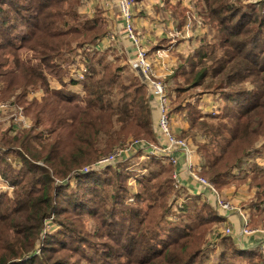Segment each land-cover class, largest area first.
Masks as SVG:
<instances>
[{"label": "trees", "instance_id": "16d2710c", "mask_svg": "<svg viewBox=\"0 0 264 264\" xmlns=\"http://www.w3.org/2000/svg\"><path fill=\"white\" fill-rule=\"evenodd\" d=\"M2 1L16 10L35 13L16 16L11 28L19 26L18 21H25L28 29L18 36L22 40L18 47L34 51L41 59L37 65H28L16 58L17 72H13L8 84L11 92L19 87H39L49 93L44 71L53 72L61 66L57 61L64 51L84 48L104 36L98 17L87 19L82 27L69 25L68 17L82 21L78 13L81 0H24L27 6L20 1ZM198 4L217 32L216 43L201 46L182 58L171 79L178 98L200 88L222 97L221 112L212 120L191 110L187 117L189 129L184 135L197 139L208 181L223 187L234 169L240 168L255 151V144L264 140V17L245 15L228 0H200ZM3 19L8 21L6 16ZM8 44L14 46L17 42L9 40ZM86 56V80L70 82L71 86L80 87V93L53 92L63 108L50 131L68 133L72 138L69 150L59 146V138L45 143L42 135L35 134L43 112L35 114L36 126L30 130L17 134L7 130L2 134L0 151L23 149L26 156L22 157L24 166L19 174L11 178L4 173L16 189V198L0 197V264H78L79 259L89 264H203L206 233L216 219L212 210L206 217L201 216L203 207L195 218L196 225L187 222L185 227L165 226L168 199L173 192L170 168L158 163L160 169L151 170L140 181L141 192L135 205L127 203L129 173L117 169L114 174L94 179L91 174L80 173L126 138L150 139L154 135L146 87L137 79L121 83L123 68L116 65L112 69L99 60L98 65H103L99 71L94 56L85 52ZM60 73L56 71L55 75L60 78ZM179 78L186 87L180 85ZM116 86L122 93L117 104L113 101ZM24 96L19 97L20 104L24 103ZM78 98L85 103L83 107L74 102ZM24 110L29 112L27 107ZM0 160L5 159L0 156ZM255 168L258 171L253 178L262 189L260 198L264 204V168ZM78 173L89 183L61 204L65 185L59 186L57 181ZM164 173L169 177H163ZM107 186L114 188L111 198L108 193L103 194ZM145 202H149L146 210L142 208ZM194 212L189 210L188 214L192 216ZM85 215L94 219L97 229H104L103 235L112 242L118 241L121 248L107 243H101L103 250L95 248L86 237ZM52 216L57 218L60 229L46 235L40 254H36L42 231ZM228 242L226 239L223 244ZM87 247L92 249L89 255L85 253ZM230 248L235 254L240 252L232 242ZM230 248L222 255H228ZM243 252L249 256H241L248 259L260 255L258 250ZM121 258L126 259L124 263Z\"/></svg>", "mask_w": 264, "mask_h": 264}, {"label": "rangeland", "instance_id": "374dc122", "mask_svg": "<svg viewBox=\"0 0 264 264\" xmlns=\"http://www.w3.org/2000/svg\"><path fill=\"white\" fill-rule=\"evenodd\" d=\"M23 6H27L28 3L24 0H10V2H18ZM136 1V0H135ZM200 0H180L175 4V6H169L168 9L172 13L173 16H184V23L187 22V18H189V22L187 24V29L191 30L194 29V34L189 39L188 44L186 43V54L187 57L192 55L198 48L201 46H204L206 44H214L216 43V36L217 32L215 28L213 27L212 23L208 21L207 17L204 14V11H202L201 6H199ZM229 4H235L236 8L238 10H242V13L245 15H258L264 17V1L263 0H228ZM66 7V5H65ZM118 9V8H117ZM56 10V9H53ZM29 10H16L14 9L10 3H4V1L0 0V101H10L14 100L18 104H20L19 97L21 95L24 96L25 99L24 103L20 104L24 109L27 107L29 112L26 113V116L28 117L27 122L25 123V126L16 131L17 133H22L25 131L30 130L33 126H36L37 120L35 119V114L38 112H43L41 116V123L38 124L35 134H39L43 136V142L49 143L52 142V140H55L56 138H59V146L62 149L69 150L71 148L72 144V138L68 135V133H59V134H53L51 133L50 129L55 126V123L59 119V114L62 112L63 104L59 103L55 97H53V92H72V93H80V87L79 86H71L70 82H83L86 80L87 68H86V62L84 60L88 59L87 56L85 58V51L84 53H81L79 56L77 53V50H82V47H76L73 51H64L60 59L57 61L61 66H58L54 68V71L51 72V70H45V74L49 85L50 92H46L43 88H33L30 87L26 90H24L23 87H19L18 89H15L14 92H11L8 90V84L12 79L13 72H17V65H16V58L19 57L20 60L24 63H27L28 65H37L40 63V56L35 53L32 50H29L28 48L24 47L21 48L18 47L19 44H21L22 40L18 36H23L26 32L28 27L25 25V21L21 20L17 23H20L19 26H16V28H11L14 26L13 24L16 22V16H34L33 11ZM201 11V13H200ZM119 12V11H118ZM134 14V11H133ZM120 15V14H119ZM241 15V13H240ZM239 15V16H240ZM8 17V21H4L3 17ZM189 16V17H188ZM82 17V21H74L70 19L69 17L67 20L69 21V25H74L78 27H82L88 17ZM186 17V18H185ZM19 18V17H18ZM121 18V17H120ZM198 27V28H197ZM197 28L198 31H195ZM136 29V28H135ZM137 32V31H136ZM16 41L17 45L10 46L8 44V41ZM187 42V40H186ZM18 47V48H17ZM88 47V46H85ZM84 47V48H85ZM82 56L84 59L82 60ZM93 57L94 55L91 54ZM134 57V56H133ZM186 57V58H187ZM95 62L94 65H97L96 68L99 71H102L103 65L105 64L113 66H116V64H113L107 57H101V56H94ZM103 61L101 66L98 65L97 61ZM77 63L79 64L80 69H75L77 67ZM133 69V68H132ZM61 72L60 78L55 75V72ZM139 78V81L141 84H143L148 92V95L150 97V102L154 100H151V97H153L152 93L149 91L148 86L143 83V80L141 79L139 73L133 69L132 70ZM174 72V71H173ZM83 74L82 75H80ZM127 73V72H126ZM125 72L122 73L121 83H129V77L130 74ZM156 76V80L161 81L166 85L164 82V79H160L157 77L156 73L154 72ZM173 74V73H172ZM128 77V78H127ZM63 78V79H62ZM178 81H180V85L182 87H186L185 82L183 79L179 78ZM68 85L69 87H66L64 85ZM168 94L171 97V115L174 114V121L171 123L172 126H175L176 130L172 128V132L174 136H176L179 139H182L184 141H187L191 150L193 151V155L190 157V162L195 164L198 163L202 170L200 175L208 180V178L204 175V160L200 153L198 152V144L197 139L195 138H186L184 133L180 131L179 125H184L185 122L188 121V113L191 110L196 109V112L198 114H201L202 116L206 117L208 120H212L214 116H217L220 114V106L222 104V97L220 94H215L211 91H205L204 88L200 89H192L190 92L181 95L178 98L177 93L175 92L174 84L166 85ZM113 101L115 104H117L122 97L121 89L119 86H116L113 88ZM74 102L78 104L79 107L84 106V102L81 98L74 99ZM74 104V103H73ZM181 104L183 106L182 109L177 110ZM152 107V106H151ZM157 107V106H156ZM72 112V111H71ZM153 112V131L154 135L150 139L145 138H136V137H129L125 140L118 143L116 146H114L113 150L108 153L107 155H104L102 157H108L112 155L113 153H116L119 149L126 148L131 145V143L139 141L143 143H149L152 147H163L166 145L165 140L161 137V134L159 133L158 127H157V120L155 122L154 119V113L155 111L152 109ZM157 117H158V111ZM55 122V123H54ZM186 124V123H185ZM7 127L2 126V123L0 122V139L2 137V134L4 132H7ZM14 134V133H13ZM255 151L251 153V156L247 158L244 161V164L240 166V168L234 169V171L231 173V176L228 178V183L223 187H217L214 185L215 189L218 191L220 198L223 201L233 203L237 206L240 210H242L243 206L245 208H248L252 212L254 211V216L251 215L249 217V220H253L252 225L256 224V226H259L264 228V225H261L262 220H264V204L261 203L262 199L260 198V194L262 192V189L257 186V183L254 181V173L258 171L256 167L264 168V140L259 141L255 144ZM259 152L258 154L255 152ZM129 154H127L125 157H118L116 161L106 167L99 168L96 170H92L88 173H86L84 176L91 174L90 178H103L106 175L114 174V172L117 171V169L124 171L126 173H129L130 179L128 181V191H129V197L127 200V203L129 205H135L136 204V196L141 192V184L140 181L143 180L145 176H147L151 170H159L160 165L164 164L166 168H170L171 171V184L173 186V192L171 193V196L168 199V205L169 206V212L167 214V222L165 226H178V227H185L188 223L191 225H196L195 218H197L198 214L200 213L201 209L204 207V213H202L201 216L206 217L209 214V211H213V217L216 219L214 223H211V225L208 227L209 230L206 233L205 237V245H204V259L203 264H264V253H262L259 250L258 256L256 258H246L241 255H247L238 247V243L234 242V239L232 238L234 236V228L231 225H225L223 222L218 218V209L221 210L217 204L216 209L212 206V200L202 199L198 200L196 203H190L188 192L186 193L185 190L180 186H175L174 181V171L177 170L178 166H180V159L178 166L175 167L172 164L163 163L159 159H153L148 158L144 154H142V151H129ZM0 156L3 157L5 160H0V178L2 180V184L7 183L10 185L11 189L8 192H5L3 190H0V197H4L6 199H12L14 200L16 198V189L15 187L4 177V173L9 175V177H13L16 174H19V172L22 170L24 166V162L22 157L26 156V153L23 149H17L11 152L8 151H0ZM184 158V164H188V160L185 155H181ZM101 157V158H102ZM196 159L197 162H196ZM100 160V158L98 159ZM98 160L92 162L91 164L87 165L92 166L95 162ZM5 162L8 163V165H5ZM38 165H43L41 161H36ZM159 163V164H158ZM13 169V174L12 170ZM178 171V170H177ZM179 174V172H178ZM78 175H71L64 179L63 181H57L59 186L65 185V191L62 193L59 202L61 204H64V200L67 198H73L75 192L78 188L82 189L83 185H87L89 181H86V178ZM163 177H169L168 173H164ZM236 182L237 187L239 189L237 191H234L231 194V197L228 198L227 195L222 194L221 189L225 188L226 186L230 185L231 183ZM181 184V181H180ZM82 186V187H79ZM108 193L109 198L114 194V188L111 186H107L104 188L103 194ZM235 195V196H234ZM210 198L214 196L213 194L208 195ZM113 198V197H112ZM215 200V199H214ZM191 204V205H190ZM147 206H149V202H145L142 206L144 210H146ZM211 208V209H210ZM189 210L195 211L193 215L191 216L188 214ZM231 214H234L233 212ZM189 215V216H188ZM256 215V216H255ZM55 216L48 220L45 224V228L42 231L41 239L38 242V246L36 248V254H40V248L42 245H44V240L46 238L47 234H56L60 227L55 222ZM85 224H86V232H87V238L90 242H92L95 245V248H99L100 250H103L101 247V243H107L108 246H113L114 248H121V244L119 245V242H112L106 235H103L105 232L104 229H101L99 231L97 228V222L92 219L91 217L85 215L84 216ZM250 220V222H251ZM188 222V223H187ZM249 222V226H250ZM242 226L244 224L243 219L241 220ZM127 230L128 225L125 226ZM227 228L231 229V233H227ZM252 228V227H251ZM126 234V232H125ZM129 234V233H128ZM236 234V233H235ZM245 236V235H243ZM103 237V238H101ZM168 237V236H167ZM227 237V238H226ZM66 242H69V238H65ZM229 240L227 245L223 244L224 240ZM231 242L235 245L237 249L240 250V252H233L230 248ZM230 248V252L228 255L223 256L222 253L225 251V249ZM90 248L87 247L85 250V253L87 255L91 254ZM119 251V249H118ZM101 252V251H100ZM83 255H85L83 253ZM81 258V256L79 257ZM125 258H121V262H125ZM78 264H89L87 260L79 259Z\"/></svg>", "mask_w": 264, "mask_h": 264}, {"label": "crops", "instance_id": "0c3cea01", "mask_svg": "<svg viewBox=\"0 0 264 264\" xmlns=\"http://www.w3.org/2000/svg\"><path fill=\"white\" fill-rule=\"evenodd\" d=\"M176 1L179 2L180 0H136V5L134 7V25L136 31L140 36L141 43L146 48L148 60L152 63L154 72L161 80L164 79L166 85L172 84L171 77L173 71L177 68L180 61H182V58L184 59L187 57L186 43L188 44L189 39H191L194 34V29H187L189 18H187V22L184 23V16H173L169 11L168 7L170 5L175 6L177 3ZM78 13L89 19L98 17L99 26L104 33L100 41L82 48V50H77L78 55L80 56L81 53L85 51L94 56L107 57L113 64L123 68V72L129 73V79L139 80L136 73L132 71L133 69L130 64V60L134 56V47L125 32L123 22L117 9V0H81L78 6ZM197 28H195V31H198ZM109 34H115L117 37L116 42L112 45L102 41ZM81 59L83 60L84 57L82 56ZM84 62H86V59ZM80 67L81 66L77 63L75 69H80ZM151 106L155 111L154 119L156 122L158 117L155 100L151 102ZM173 118H175L174 114L172 116V121H174ZM27 120L28 117L26 116V122ZM0 122L2 126L7 127L8 130L14 133L23 128H12L7 126L2 117H0ZM185 123L182 126L179 125L182 133L189 129L188 121ZM175 126L176 124L172 126L174 130H176ZM197 160L198 159H196V162ZM184 161V158L180 155V166H178L177 170L179 172L181 187L186 193L188 192V201L190 203H196L200 198L207 199L208 201L212 200V206L216 209L215 200L213 197L210 198L208 196L210 191L201 187L189 176L187 165L184 164ZM238 189L239 187H237L236 182H233L225 188H222L221 191L222 194L227 195L229 198L231 194ZM241 211L248 219L251 215L254 216L255 214L254 211L252 212L244 206ZM218 212V218L223 224L231 225L234 228L236 234L234 233L232 238L234 242L238 243V247L241 250H260L264 253V228H259L256 224L252 225L253 220L250 219V228L252 227L251 229L254 232L251 235L242 236L243 226L241 223V215L239 213H226L219 209ZM259 224L260 226L264 225V220Z\"/></svg>", "mask_w": 264, "mask_h": 264}, {"label": "built area", "instance_id": "2783aa9c", "mask_svg": "<svg viewBox=\"0 0 264 264\" xmlns=\"http://www.w3.org/2000/svg\"><path fill=\"white\" fill-rule=\"evenodd\" d=\"M135 5V0H117V8L123 22L125 32L134 47V57L130 60V64L132 68L139 73L143 83L148 86L149 91L153 95L158 111L157 127L161 137L165 140L166 145L158 148L150 146L149 143L136 141L131 143V145L126 148L119 149L116 153H113L108 157L105 156L100 158V160L95 162L92 166L84 167L80 170V173L86 174L92 170L109 166L113 164L118 157H125L131 150L142 151V154L148 158L159 159L163 163L172 164L175 167L178 166L180 155L183 154L188 160L187 169L189 176L201 187L209 190L211 194H213L215 203L223 212L239 213L244 222L241 233L242 236L251 235L254 231L249 226L248 217L243 215L242 211L237 208L236 205L223 201L220 198V195L214 185L200 175L202 170L201 166L198 163L193 164L190 162L189 159L193 155V151L191 150L188 142L174 136L171 128V97L168 94L167 86L161 81L156 80L152 63L148 60L146 48L141 43L140 36L136 32L133 14ZM116 40L117 37L115 34H109L102 41L112 45L116 42ZM80 75L83 76L81 73ZM0 117L3 118L4 123L7 126L12 128L24 127L26 123L24 108L14 100L0 101ZM173 174L175 186H180L181 184L178 171L175 170ZM75 175H79V173ZM1 182L2 180L0 178V190L8 192L11 189L10 185L7 183L2 184ZM227 233L230 234L231 229L227 228Z\"/></svg>", "mask_w": 264, "mask_h": 264}, {"label": "water", "instance_id": "95a60500", "mask_svg": "<svg viewBox=\"0 0 264 264\" xmlns=\"http://www.w3.org/2000/svg\"><path fill=\"white\" fill-rule=\"evenodd\" d=\"M151 100H153V97H151Z\"/></svg>", "mask_w": 264, "mask_h": 264}]
</instances>
